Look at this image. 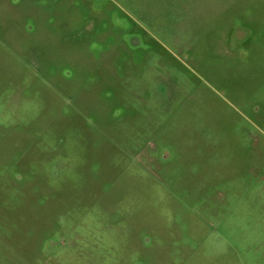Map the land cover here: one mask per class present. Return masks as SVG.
<instances>
[{
    "label": "rangeland",
    "instance_id": "rangeland-1",
    "mask_svg": "<svg viewBox=\"0 0 264 264\" xmlns=\"http://www.w3.org/2000/svg\"><path fill=\"white\" fill-rule=\"evenodd\" d=\"M0 264H264V0H0Z\"/></svg>",
    "mask_w": 264,
    "mask_h": 264
}]
</instances>
